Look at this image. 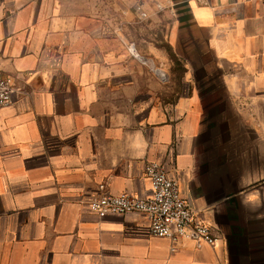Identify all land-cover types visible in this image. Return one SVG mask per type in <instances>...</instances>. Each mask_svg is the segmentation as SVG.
Masks as SVG:
<instances>
[{
	"label": "crops",
	"instance_id": "crops-1",
	"mask_svg": "<svg viewBox=\"0 0 264 264\" xmlns=\"http://www.w3.org/2000/svg\"><path fill=\"white\" fill-rule=\"evenodd\" d=\"M155 27L190 81L155 76L147 60L171 74ZM0 70L16 88L0 107V264H264V167L235 194L225 155L203 146L215 74L264 151V0H0ZM149 161L204 211L214 246L172 249L146 215L84 205L147 196Z\"/></svg>",
	"mask_w": 264,
	"mask_h": 264
},
{
	"label": "built area",
	"instance_id": "built-area-1",
	"mask_svg": "<svg viewBox=\"0 0 264 264\" xmlns=\"http://www.w3.org/2000/svg\"><path fill=\"white\" fill-rule=\"evenodd\" d=\"M15 93L12 78L0 70V107L12 104ZM144 172L150 186L147 196L127 191L117 194L99 191L90 195L84 205L99 218L109 214L142 213L148 219L149 234L167 238L172 249L185 241H192L197 247L214 246L218 239L214 227L204 211L182 194L178 181L165 164L149 161Z\"/></svg>",
	"mask_w": 264,
	"mask_h": 264
},
{
	"label": "rangeland",
	"instance_id": "rangeland-1",
	"mask_svg": "<svg viewBox=\"0 0 264 264\" xmlns=\"http://www.w3.org/2000/svg\"><path fill=\"white\" fill-rule=\"evenodd\" d=\"M162 15L156 16V18H162ZM140 17H145L144 14H140ZM155 36L160 45L165 42L164 51L168 53V59L170 63L168 64V59L165 64L166 68L171 72L167 74L166 71H162L161 61L147 60L148 64L156 69H160L163 73L162 75L155 72V76L158 77L163 82H171L173 84H180L184 82L185 78H188L190 81L191 78L184 75V60L178 57L176 50L167 45L162 32V28L155 27ZM166 35V34H165ZM213 86L216 91L210 95L208 92L206 98L217 99L219 101V106L209 108L207 110L205 121L207 124L205 139L203 146L205 147H215L217 146L220 151L225 155L227 159V172L229 174V179L234 181V193L243 194L242 187L244 185L243 176L249 175L253 176L258 175V170L261 167H264V151L261 150L259 143L252 138L251 131L248 123H245L243 118L236 113L232 112L231 107L227 104L228 96L226 91L223 89L220 81L217 78V75H213ZM172 88H174L172 86ZM176 89L171 90L172 99L175 96ZM254 182L257 185L259 182L264 181V175L259 181L258 177ZM253 184V185H254ZM239 207L236 208L240 212L242 207L241 204H237ZM232 221V220H231ZM234 222L241 224L242 218L234 219Z\"/></svg>",
	"mask_w": 264,
	"mask_h": 264
},
{
	"label": "bare ground",
	"instance_id": "bare-ground-1",
	"mask_svg": "<svg viewBox=\"0 0 264 264\" xmlns=\"http://www.w3.org/2000/svg\"><path fill=\"white\" fill-rule=\"evenodd\" d=\"M156 72H157V74H159V75H162V76H163V73H162V71H161L160 69H156Z\"/></svg>",
	"mask_w": 264,
	"mask_h": 264
}]
</instances>
